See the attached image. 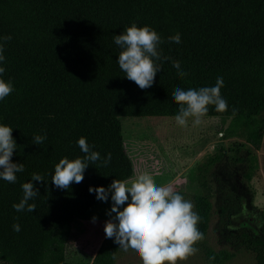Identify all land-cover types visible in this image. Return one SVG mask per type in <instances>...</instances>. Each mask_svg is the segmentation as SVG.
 Segmentation results:
<instances>
[{
	"label": "trees",
	"instance_id": "16d2710c",
	"mask_svg": "<svg viewBox=\"0 0 264 264\" xmlns=\"http://www.w3.org/2000/svg\"><path fill=\"white\" fill-rule=\"evenodd\" d=\"M132 23L151 27L162 40L160 71L147 89L127 79L117 63L121 48L114 37ZM177 33L180 43L170 41ZM5 36L11 39H0L5 58L0 79L10 81L13 91L0 100V124L12 128L17 147L11 160L22 163L24 171L16 173L15 183L0 178V262L68 264L64 247L71 223L90 220L98 202L89 187L107 189L114 179L133 175L118 119L175 117L179 105L172 94L177 87H211L222 77L220 91L228 108L217 112L210 105L204 117L243 127L244 144H232L231 154L220 149L188 175V183H195L193 211L204 238L212 211L211 169L223 160L230 167L243 165L245 182L257 171L253 151L264 133V0H0V38ZM172 61H179L187 75L180 77ZM37 135L46 136L39 145L33 143ZM80 137L101 159L88 162L81 183L57 188L51 175L59 160L85 155ZM109 153L111 160L103 166ZM34 173L44 181H31ZM26 182L39 192L28 202L35 205L33 212L13 208ZM217 184L216 212L227 225L240 212L239 197ZM242 237L254 264H264V240L247 233ZM203 241L195 245L206 264L232 257ZM120 249L114 238L105 237L90 264H114Z\"/></svg>",
	"mask_w": 264,
	"mask_h": 264
},
{
	"label": "clouds",
	"instance_id": "9594fccd",
	"mask_svg": "<svg viewBox=\"0 0 264 264\" xmlns=\"http://www.w3.org/2000/svg\"><path fill=\"white\" fill-rule=\"evenodd\" d=\"M10 40V36L0 38ZM169 40L180 43V34L169 37ZM114 43L121 48L117 63L130 81H133L140 89L152 86L154 78L160 71L161 52L158 46L162 43L159 34L151 27L145 25L138 27L135 23L124 29L119 35H115ZM3 43H0V62L4 61ZM168 60L169 57H163ZM180 77L187 75L181 69L179 61H172ZM5 72L0 67V75ZM223 78L218 77L215 86L201 87L199 89L183 90L175 89L172 96L179 105L175 116L177 125L186 127L191 118L193 126L200 125L202 118L208 113V106L214 105L217 112H224L228 108L227 101L221 96ZM12 83L0 79V100L11 94ZM235 115V110L233 111ZM12 128L0 124V178L15 183L16 173L24 171L22 163H13L11 157L16 150V143L11 135ZM46 136L37 135L33 143L39 145ZM80 150L85 154L83 158H61L54 167L51 181L60 189H69L75 182L81 183L83 173L89 165V161L96 162L101 159L98 152L92 151L84 137L77 141ZM111 160L109 153L103 161V166ZM44 181L39 174H33L31 181ZM23 198L18 204H14L16 211L27 209L35 211V205L28 203L39 192L31 182L22 184ZM89 192H95L96 199L107 201L111 193L112 206L107 212L111 218L104 223L106 238L113 239L124 251L132 249L136 252L142 264H177L195 255L198 248L194 245L204 239V234L199 231L197 225L200 217L193 211L194 204L169 186H158L152 175L148 172H140L135 177L118 180L114 179L108 188L89 187ZM130 194V199H129ZM126 205V206H125ZM114 214V215H113ZM96 217L92 220L95 222ZM13 230L20 231L18 224L13 225ZM214 261L215 257H209Z\"/></svg>",
	"mask_w": 264,
	"mask_h": 264
},
{
	"label": "rangeland",
	"instance_id": "374dc122",
	"mask_svg": "<svg viewBox=\"0 0 264 264\" xmlns=\"http://www.w3.org/2000/svg\"><path fill=\"white\" fill-rule=\"evenodd\" d=\"M118 120L123 147L133 165L131 178L146 171L158 186L170 185L191 202L195 183H188V175L196 173L197 164L220 149L226 152L232 144H244L243 127L240 123L233 125L229 119L223 121L215 117H203L200 125L193 126L190 118L186 127L177 125L175 117H120ZM253 153L257 171L249 182L241 177L243 165L230 167L226 160L215 165L207 177L212 191V211L203 244L213 251L224 250L232 254L223 264H254L253 254L244 246L242 234L264 240V133L259 149ZM219 182L235 192L240 202V212L232 216L227 225L220 223L216 212ZM112 203L109 192L106 202L98 200L91 211L90 220H73L64 247L66 263H91L105 238L103 228L105 221L111 218L107 212ZM93 217H96L95 222ZM194 247L198 248V252L184 261H177V264H206L201 248L197 245ZM114 264H142V261L132 249L124 251L121 248Z\"/></svg>",
	"mask_w": 264,
	"mask_h": 264
}]
</instances>
